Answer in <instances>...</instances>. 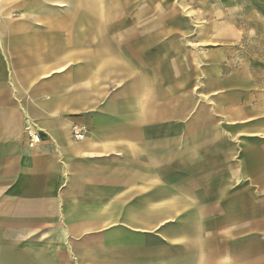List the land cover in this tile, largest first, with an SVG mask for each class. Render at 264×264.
<instances>
[{
	"label": "crops",
	"instance_id": "crops-1",
	"mask_svg": "<svg viewBox=\"0 0 264 264\" xmlns=\"http://www.w3.org/2000/svg\"><path fill=\"white\" fill-rule=\"evenodd\" d=\"M143 2L37 0L21 5L28 15L20 21L14 4L0 8V237L32 248L34 238H43L44 252L48 238H61L66 258L55 264H180L186 260L179 256L178 221L207 219L210 149L221 137L192 131L194 118L186 131L173 130L177 69L173 76L171 64L170 79L164 74L159 38H147L154 51L141 52L138 61L132 53L141 34L129 35L163 21L160 0ZM56 7L64 8L58 17ZM201 88L224 92L219 80ZM163 109L170 110V132L162 128ZM30 131L41 137L34 148ZM237 155H214L213 170L226 173L213 186L220 204L230 203L227 189H258L252 176L237 182L248 163ZM180 203L191 206L178 212L173 207ZM243 226L235 218L222 233L235 240ZM153 231L151 237L169 240V255L143 252ZM183 246L193 256L189 264L205 261L199 245Z\"/></svg>",
	"mask_w": 264,
	"mask_h": 264
},
{
	"label": "rangeland",
	"instance_id": "rangeland-1",
	"mask_svg": "<svg viewBox=\"0 0 264 264\" xmlns=\"http://www.w3.org/2000/svg\"><path fill=\"white\" fill-rule=\"evenodd\" d=\"M34 1L37 0H14V3L13 0H0V8L7 6L10 11L11 4H14V21L25 20L28 14L21 5H30ZM143 1V4L147 3V0ZM160 1L163 21L153 28L148 25L146 29L134 30L129 35L141 34V42L131 47L133 57L135 55L138 61L141 52L154 51V45L147 44L146 40L159 38L164 53V74L171 69V64L173 76L175 70L178 71L179 124L173 126V130L186 131L184 123L194 118L192 131L215 133L221 137L219 141H213L210 149V203H202L207 219L178 221L183 235L179 238V244H182L179 256L180 260H186L179 263L189 264L193 258L183 246L188 243L200 246L205 259L202 264H264V0ZM56 8L58 17L64 8ZM153 13H147V19ZM9 15L12 16L11 13ZM129 18L131 22L135 20L132 15ZM26 20L30 21V18ZM170 54L173 55L172 61ZM166 74L170 79V72ZM204 76L206 80H203ZM217 80L224 90L222 95H211L201 88L206 83L215 84ZM163 117V131L170 132L172 126L166 122L170 118V110L163 109ZM222 136L236 140H225ZM223 150H235L238 160H248L244 171L238 172L237 182L252 176L253 184H258V189L225 190L230 198L227 204L219 203L222 193L220 195V189L213 187L222 182V175L226 176V173L213 170L214 155ZM252 159L255 161L253 165ZM195 175L199 178L207 173ZM200 181L203 182L202 179ZM190 206L180 203L173 208L183 213ZM235 218L244 224L243 234L232 240L234 238L224 235L222 230L234 225ZM245 223L252 226V238L245 234ZM153 235L154 231L146 236L143 252L157 251L169 255V240L160 241L151 237ZM42 239L34 238L32 248L26 243L18 245L14 237H0V258L5 264H44V261L55 264L58 258H66L61 238H48L49 252H44Z\"/></svg>",
	"mask_w": 264,
	"mask_h": 264
},
{
	"label": "built area",
	"instance_id": "built-area-1",
	"mask_svg": "<svg viewBox=\"0 0 264 264\" xmlns=\"http://www.w3.org/2000/svg\"><path fill=\"white\" fill-rule=\"evenodd\" d=\"M76 139L80 140L82 138V135L78 132H75ZM41 142V137L36 132H28V144L31 148H34L38 146Z\"/></svg>",
	"mask_w": 264,
	"mask_h": 264
}]
</instances>
